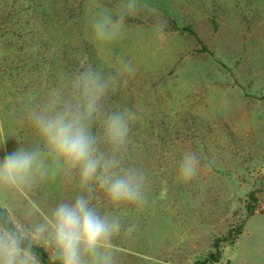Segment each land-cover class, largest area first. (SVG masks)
Segmentation results:
<instances>
[{"label":"rangeland","instance_id":"374dc122","mask_svg":"<svg viewBox=\"0 0 264 264\" xmlns=\"http://www.w3.org/2000/svg\"><path fill=\"white\" fill-rule=\"evenodd\" d=\"M147 2L100 43L90 18L118 0H0L8 148L38 146L53 169L26 118L30 106L86 63L111 75L130 61L134 74H123L106 107L136 114L121 157L145 171L149 193L142 206L112 207L97 192L101 212L124 226L118 264H264V0ZM188 150L201 164L184 181L177 162ZM78 191L73 176L58 173L30 188L0 186V206L32 227Z\"/></svg>","mask_w":264,"mask_h":264},{"label":"clouds","instance_id":"9594fccd","mask_svg":"<svg viewBox=\"0 0 264 264\" xmlns=\"http://www.w3.org/2000/svg\"><path fill=\"white\" fill-rule=\"evenodd\" d=\"M147 7V0H118L114 9L99 7L89 21L92 37L100 43L114 41L128 18ZM122 63L111 75L86 63L30 106L26 118L54 162L53 169L40 158L38 146L17 144L9 150V139L0 129V186L30 188L37 180L62 173L73 176L79 189L32 227L0 224V264H42L44 255L49 264H118L114 240L124 226L118 217L101 212L97 192L112 207L142 206L149 193L145 171L121 157L136 114L126 106L106 107L123 74L135 72L130 61ZM97 120L102 122L100 133L94 131ZM200 164L195 151H186L177 162L178 178L190 180Z\"/></svg>","mask_w":264,"mask_h":264},{"label":"trees","instance_id":"16d2710c","mask_svg":"<svg viewBox=\"0 0 264 264\" xmlns=\"http://www.w3.org/2000/svg\"><path fill=\"white\" fill-rule=\"evenodd\" d=\"M250 211H251V209H250ZM8 221H11L12 224H14V222L10 219V217H9V215H8V213H7V211H6L3 207L0 206V224H6ZM14 225H15V224H14ZM240 230H241V229H240V227H239V228L237 229L238 232H237L236 234H240V233H241ZM41 259H42V264H49L46 255L42 256Z\"/></svg>","mask_w":264,"mask_h":264}]
</instances>
